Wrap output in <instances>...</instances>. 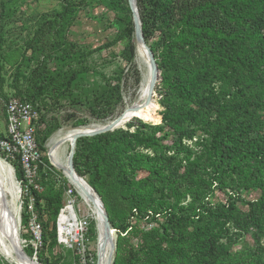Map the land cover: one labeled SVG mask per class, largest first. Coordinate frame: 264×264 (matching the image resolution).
<instances>
[{
    "label": "trees",
    "instance_id": "obj_1",
    "mask_svg": "<svg viewBox=\"0 0 264 264\" xmlns=\"http://www.w3.org/2000/svg\"><path fill=\"white\" fill-rule=\"evenodd\" d=\"M114 2L130 15L127 0ZM136 5L144 39L162 71V123H134L132 118L126 129L77 138L74 168L101 198L106 184L119 192L118 199L127 201L125 206H111L102 199L107 212L113 213L109 220L115 228L127 226L136 211L155 221L157 227L142 232L137 250L159 255L168 242L169 253H190L198 264H218L228 257L235 264H264L262 247L237 253L228 246L250 224L264 233V0H136ZM64 15L63 10L57 12L34 30L35 38H44L40 49L51 60H65L77 51L60 41V52L45 50L56 44L50 37L58 34V20ZM127 31L124 56L129 60L135 51L132 23ZM30 42L29 46L35 43ZM47 61L33 70L34 75L43 74ZM79 73L75 69L66 74L58 94L80 87ZM139 79L136 76V85ZM109 89L96 96L98 100L109 103ZM33 104L38 111V103ZM37 121L36 141L42 153V144L53 130L41 133L43 116ZM9 161L20 178L19 163ZM139 171L145 174L135 178ZM214 183L216 189L230 188L227 206H214L218 202L205 199ZM250 191L259 195L247 202L248 211L242 213L231 197ZM35 195L36 208L53 215L55 242L54 216L62 197L41 191ZM186 195L189 202L181 204ZM39 202L45 207L39 208ZM121 241L116 243L113 264H126L125 256L129 260L130 254L135 261L137 254L128 238ZM156 261H163L161 254Z\"/></svg>",
    "mask_w": 264,
    "mask_h": 264
},
{
    "label": "rangeland",
    "instance_id": "obj_2",
    "mask_svg": "<svg viewBox=\"0 0 264 264\" xmlns=\"http://www.w3.org/2000/svg\"><path fill=\"white\" fill-rule=\"evenodd\" d=\"M62 10L65 15L63 19L58 20V34H52L50 37V41L56 40V44L45 50L46 52L49 50L60 52L61 48L57 45L60 41V44L66 45L68 49L70 44L74 45L77 51H72L73 53L68 54L65 60H59L57 57L51 60L40 49L44 38H35L34 30L43 23V20L53 19L56 13ZM131 23L133 24L131 9L129 15L114 0H0V134L6 133L5 103L10 96L14 95H21L23 101L31 103L34 107L35 100L38 103V116H43L45 122L44 125H39L40 132L53 130L42 144L44 149L41 153L42 163L39 168L38 181L42 186V193L46 192L55 196L60 194L62 197L58 213L54 216L55 242H52L53 230L51 231L53 215L44 209L36 208V196L33 206L34 214L28 212V200L19 192L21 177H16L15 168L9 159L0 155V158L6 160L11 166L15 176L18 189L17 205L20 209L18 233L21 245L28 256L36 257L41 264H97L95 220L74 185L66 178L62 170L51 162L48 155L49 143L60 130L93 123H105L116 118L134 100L139 85V83L136 85L135 78L136 76L140 78V69L135 61V51L129 60L124 56L128 40L127 30ZM122 34L124 36L122 39L115 40ZM28 41L33 43L35 41V43L29 46ZM44 60H48L47 69L43 71V74L34 75L33 70L38 68ZM75 69L81 70L77 80L80 87L74 86L64 91L63 94H58L64 85L60 82H64L67 78L66 74ZM159 70L160 78L154 87V100L156 101L154 117L149 121L133 117L134 123H138L139 120L150 124L162 123L164 109L160 102L162 71ZM107 87L112 90L111 96L107 97L110 99L111 106L107 99L100 101L96 97H101V93L105 92ZM129 121L121 128L126 129ZM35 126L37 137L38 121ZM130 130H134V126H131ZM164 142L167 143V140ZM69 150L68 143L60 146L57 157L61 162L65 161ZM141 151L146 152L144 149ZM144 174V171H139L135 178H140ZM81 177L87 181L86 177ZM215 185L216 183L212 185V192L210 195L207 194L205 199L214 203L218 202L214 206H227L229 199L226 192L232 194L230 188L225 187L220 190L216 189ZM103 187L101 200H107L111 206H125L127 201L122 198L118 199L119 192L109 185L106 187V184ZM115 194L117 199H115ZM242 194L240 197L233 194L231 199L234 201V206L244 213L250 206L247 202L253 201V198L259 195V191ZM189 200L190 197L186 195L182 198L181 204L186 205ZM67 203L73 204L78 221L84 226L79 235L58 239L57 220L60 210ZM39 206V208L45 207L41 202ZM107 215L109 219L113 213L107 212ZM158 220L162 221L161 216ZM126 223L128 225L123 224V228L120 229L110 223L114 228L115 252L116 243H121V238L127 237L129 246L135 249L132 252L137 254L135 261H131L134 259L133 254L129 255V260L125 256L126 264H198L190 253H169L171 243L168 242L164 243L165 250L159 255L146 254L137 250L142 244V232L158 226L150 215L147 217L146 213L136 211ZM194 225L192 223L188 228ZM227 226L233 230L231 222L227 223ZM228 246L231 252L236 251L237 253L250 248H264V233L250 224L242 235L237 238L232 237ZM28 250H31V254L27 253ZM160 254L163 260L161 262L156 261ZM261 258L264 260V250ZM0 264L15 263L0 253ZM218 264L235 263L228 257Z\"/></svg>",
    "mask_w": 264,
    "mask_h": 264
},
{
    "label": "bare ground",
    "instance_id": "obj_3",
    "mask_svg": "<svg viewBox=\"0 0 264 264\" xmlns=\"http://www.w3.org/2000/svg\"><path fill=\"white\" fill-rule=\"evenodd\" d=\"M135 61L140 69V81L136 89L134 100L129 104L133 110V114L129 117H139L145 121L152 120L156 109V101L154 100V90L150 96L149 103L145 104L148 99V88L150 78L152 76L151 60L145 46L135 42ZM128 106V107H129ZM137 108V109H136ZM128 119L122 123H126ZM103 123H93L83 126H77L69 129L60 130L49 143L50 160L59 169L62 170L66 178L74 185L77 192L87 204L91 211V216L95 220V250L97 252V264H109L110 259V240L106 233V229L102 220V212L95 194L90 191L88 194L87 181L83 178L75 177L70 174L68 166V155L64 162L58 159V150L61 145L68 143L71 146L72 135L80 129L86 127H95ZM14 175L11 166L6 160L0 158V253L15 264H36L24 257L20 250L15 247L13 229L19 227V212L17 205L18 189L16 187ZM79 182V183H78ZM60 231L65 232L69 236H77L80 234L83 226L79 223L76 211L72 203H67L59 214ZM112 228V227H111ZM19 231V230H18ZM112 237L114 241V228H112ZM21 242V241H20Z\"/></svg>",
    "mask_w": 264,
    "mask_h": 264
},
{
    "label": "built area",
    "instance_id": "obj_4",
    "mask_svg": "<svg viewBox=\"0 0 264 264\" xmlns=\"http://www.w3.org/2000/svg\"><path fill=\"white\" fill-rule=\"evenodd\" d=\"M5 114L6 133L0 136V155L17 160L19 163L22 171L19 192L28 200L27 209L33 215L35 192L42 190L38 181L39 168L42 163L41 152L35 136L38 112L31 103L23 101L17 96H10L5 103ZM82 226L84 225L82 224ZM57 229L58 239L69 236L64 231H60L59 216Z\"/></svg>",
    "mask_w": 264,
    "mask_h": 264
},
{
    "label": "water",
    "instance_id": "obj_5",
    "mask_svg": "<svg viewBox=\"0 0 264 264\" xmlns=\"http://www.w3.org/2000/svg\"><path fill=\"white\" fill-rule=\"evenodd\" d=\"M128 4H129V7H130L131 12H132L134 40H135V42L141 43L145 46V48L148 52V55L150 57V60H151L152 76H151L150 82H149L148 99L145 102V104H147L150 101V96L153 93L155 84L158 81V79L160 78V70L158 68V64H157V61H156V58L154 56L153 51L151 50V48L149 47V45L146 43V41L144 39V36L142 33V27H141V20H140V17L138 14V8L136 5V0H128ZM134 109L135 108H132V106H129V107L125 108L116 118H114L108 122H105L103 124L97 125L95 127H86L85 129H80L72 135L71 146H70V150L68 153V166H67L69 168L71 175H74L75 177L77 176L78 178H83L75 171L74 165H73V154H74L76 139L79 137L94 136V135L101 134V133H104L107 131H111V130H114L116 128L123 126L122 123L125 121V119H128L127 121H129L130 119L133 118V117H129V116L134 113L133 112ZM134 117H136V116H134ZM86 185H87V188L89 190L88 194L90 196L92 195L90 193V191L93 192V194H95L96 199L98 201L97 203L99 204V209H101L102 220H103V223H104V226L106 229V233H107L108 237H110L109 238V240H110V259H109L108 263L113 264V259H114V254H115V243H114L113 237H112V228H111L112 226L109 222L107 212L105 210V207L103 205V202H102L100 196L88 184V182L86 183ZM13 236L15 238V241L13 243H14L15 247L20 250L21 254H23L26 259H28V260L36 263V264H41L36 259V257H30L24 252L23 246L21 245V242H20V237H19L17 226H15L13 229Z\"/></svg>",
    "mask_w": 264,
    "mask_h": 264
}]
</instances>
